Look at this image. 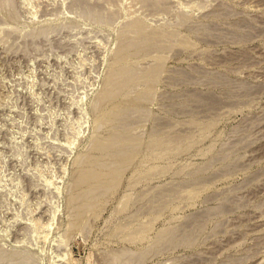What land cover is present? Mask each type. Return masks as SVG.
<instances>
[{
    "label": "rangeland",
    "instance_id": "obj_1",
    "mask_svg": "<svg viewBox=\"0 0 264 264\" xmlns=\"http://www.w3.org/2000/svg\"><path fill=\"white\" fill-rule=\"evenodd\" d=\"M0 264H264V0H0Z\"/></svg>",
    "mask_w": 264,
    "mask_h": 264
},
{
    "label": "bare ground",
    "instance_id": "obj_2",
    "mask_svg": "<svg viewBox=\"0 0 264 264\" xmlns=\"http://www.w3.org/2000/svg\"><path fill=\"white\" fill-rule=\"evenodd\" d=\"M151 38V37H150ZM153 43V42H152ZM133 48H135V47H133ZM145 49V48H144ZM127 50V49H126ZM138 50V49H137ZM142 50V49H141ZM126 56V55H125ZM131 74V73H130ZM118 76H120L121 77V75H123L122 73H121V75H119V74H117ZM114 77H115V75H114ZM125 78H127V77H125ZM117 79V78H116ZM118 81V80H117ZM119 82H121V81H119ZM124 82V81H123ZM125 83V82H124ZM149 87V86H148ZM118 90V89H117ZM116 92V91H115ZM108 94V93H107ZM111 94V93H110ZM128 139V138H127ZM116 140V139H115ZM125 146V145H124ZM107 148V147H106ZM133 148V147H132ZM126 152V151H125ZM115 153V152H114ZM121 153V152H120ZM122 154V153H121ZM125 162V161H124ZM92 192V191H91ZM86 198V197H85Z\"/></svg>",
    "mask_w": 264,
    "mask_h": 264
}]
</instances>
